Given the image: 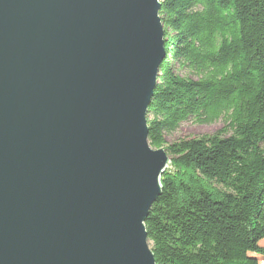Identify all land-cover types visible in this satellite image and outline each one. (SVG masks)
<instances>
[{
  "label": "water",
  "instance_id": "1",
  "mask_svg": "<svg viewBox=\"0 0 264 264\" xmlns=\"http://www.w3.org/2000/svg\"><path fill=\"white\" fill-rule=\"evenodd\" d=\"M159 0H0V264H156Z\"/></svg>",
  "mask_w": 264,
  "mask_h": 264
},
{
  "label": "trees",
  "instance_id": "2",
  "mask_svg": "<svg viewBox=\"0 0 264 264\" xmlns=\"http://www.w3.org/2000/svg\"><path fill=\"white\" fill-rule=\"evenodd\" d=\"M149 145L170 159L145 221L156 264L264 261V0H159ZM221 127L168 142L181 123Z\"/></svg>",
  "mask_w": 264,
  "mask_h": 264
},
{
  "label": "rangeland",
  "instance_id": "3",
  "mask_svg": "<svg viewBox=\"0 0 264 264\" xmlns=\"http://www.w3.org/2000/svg\"><path fill=\"white\" fill-rule=\"evenodd\" d=\"M221 127L220 122H215L212 124H194L190 121L181 123L179 129L172 135L167 137V141H173L178 137H196L205 133H213ZM261 264H264V261H260Z\"/></svg>",
  "mask_w": 264,
  "mask_h": 264
}]
</instances>
